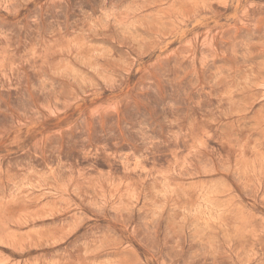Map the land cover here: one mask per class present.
<instances>
[{
    "label": "rangeland",
    "instance_id": "1",
    "mask_svg": "<svg viewBox=\"0 0 264 264\" xmlns=\"http://www.w3.org/2000/svg\"><path fill=\"white\" fill-rule=\"evenodd\" d=\"M0 264H264V0H0Z\"/></svg>",
    "mask_w": 264,
    "mask_h": 264
}]
</instances>
